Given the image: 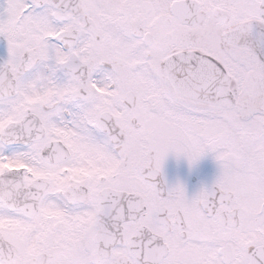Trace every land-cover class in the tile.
<instances>
[{"label":"snow or ice","instance_id":"1","mask_svg":"<svg viewBox=\"0 0 264 264\" xmlns=\"http://www.w3.org/2000/svg\"><path fill=\"white\" fill-rule=\"evenodd\" d=\"M0 264H264V0H0Z\"/></svg>","mask_w":264,"mask_h":264}]
</instances>
